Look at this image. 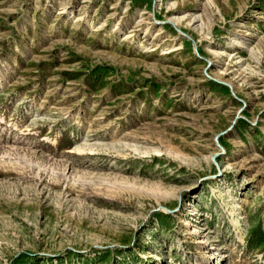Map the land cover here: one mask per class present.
Wrapping results in <instances>:
<instances>
[{
	"label": "rangeland",
	"instance_id": "1",
	"mask_svg": "<svg viewBox=\"0 0 264 264\" xmlns=\"http://www.w3.org/2000/svg\"><path fill=\"white\" fill-rule=\"evenodd\" d=\"M0 264H264V0H0Z\"/></svg>",
	"mask_w": 264,
	"mask_h": 264
}]
</instances>
